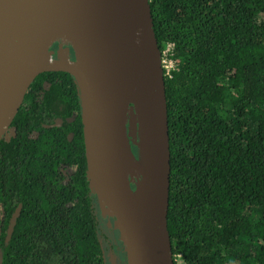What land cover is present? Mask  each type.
Listing matches in <instances>:
<instances>
[{
  "label": "trees",
  "instance_id": "trees-1",
  "mask_svg": "<svg viewBox=\"0 0 264 264\" xmlns=\"http://www.w3.org/2000/svg\"><path fill=\"white\" fill-rule=\"evenodd\" d=\"M148 4L173 63L162 71L174 264H264V0ZM83 128L73 77L39 75L0 143V264H111L101 233L115 222L92 192Z\"/></svg>",
  "mask_w": 264,
  "mask_h": 264
},
{
  "label": "water",
  "instance_id": "water-1",
  "mask_svg": "<svg viewBox=\"0 0 264 264\" xmlns=\"http://www.w3.org/2000/svg\"><path fill=\"white\" fill-rule=\"evenodd\" d=\"M76 0H42L31 9L0 26V143L6 137L11 124L20 110L25 95L35 79L43 73H66L75 80L81 99L88 102V115L96 126L94 137L83 119V140L87 173L93 194L100 205L114 218L124 245L127 264H174L169 234L167 213L170 187V150L167 105L161 55L154 36L148 0H138L142 21L139 29V46L146 60L157 65L161 93L152 95L143 84L146 67L133 76L129 86L134 92L123 96L113 88L105 87L95 78L89 65V50L66 37H55L44 42L37 51V60L29 58L15 46L10 31L23 28L27 22L51 9L74 6ZM65 7V8H66ZM63 40L72 47L75 60L68 50L53 59L50 45ZM131 112L133 131L132 145L137 150V118L141 116L153 129L149 164L144 168L145 195L140 206V187L132 188L135 206L126 203V193L119 181V154L123 139H127L126 117ZM83 118V107H82ZM136 124V125H134ZM128 141V139H127ZM129 143V141H128ZM162 240L167 241V254H162Z\"/></svg>",
  "mask_w": 264,
  "mask_h": 264
},
{
  "label": "bare ground",
  "instance_id": "bare-ground-1",
  "mask_svg": "<svg viewBox=\"0 0 264 264\" xmlns=\"http://www.w3.org/2000/svg\"><path fill=\"white\" fill-rule=\"evenodd\" d=\"M42 0H0V26L31 9ZM51 9L31 18L18 30L10 31L15 46L29 58L37 60L40 46L55 37H66L86 47L90 53L89 65L95 78L103 86L113 88L123 96L134 92L129 82L146 67L143 84L152 95L161 93L159 71L156 64L146 60L139 46V29L142 21L138 0H76L74 6ZM82 99L83 119L93 136L96 126L88 115V102ZM129 117V116H128ZM152 126L141 116L137 118V147L123 139L119 154V181L126 193V203L134 208L130 182L139 183L140 206L145 208L144 168L149 164ZM133 165V166H132ZM132 176V177H131ZM135 186V185H134ZM162 254L168 245L162 240Z\"/></svg>",
  "mask_w": 264,
  "mask_h": 264
},
{
  "label": "rangeland",
  "instance_id": "rangeland-1",
  "mask_svg": "<svg viewBox=\"0 0 264 264\" xmlns=\"http://www.w3.org/2000/svg\"><path fill=\"white\" fill-rule=\"evenodd\" d=\"M165 52H167V51H165ZM164 57H166L165 54H164ZM167 62H168V60L166 58L164 60H161L162 70H167L166 69V67L168 66ZM131 112L135 116V112L132 111L131 108H128L126 123H127V139L129 141V143H131V145H132L131 140L132 141L135 140L136 137L134 139V138H131L130 135L133 131L136 132V130L132 129L131 119L128 117L131 114ZM134 125H136V124H134ZM135 152H136V148H135ZM102 212L105 213L101 209V213H100L101 219L104 217V216H102L103 215ZM106 213H108V212H106ZM0 216H1V210H0ZM109 220H110V218H109ZM109 220L105 221V223H104L105 227L102 228V233H101L102 234V238H101L102 246H103L105 252L108 253L111 264H127L126 258H125L124 245L120 240V234H118V235L116 234L117 229L115 227V224H113V222L109 221ZM0 257H1V255H0Z\"/></svg>",
  "mask_w": 264,
  "mask_h": 264
},
{
  "label": "flooded vegetation",
  "instance_id": "flooded-vegetation-1",
  "mask_svg": "<svg viewBox=\"0 0 264 264\" xmlns=\"http://www.w3.org/2000/svg\"><path fill=\"white\" fill-rule=\"evenodd\" d=\"M62 46H63L64 48H62ZM62 46L59 45V44H56V46L54 47V49H52V54H53L52 57H53V59H57V58H58L59 54L61 53V51H59V50H68L69 53H70V59L73 60V59L75 58V55H74V53L71 51L70 46L68 47L66 44H65V45L62 44ZM66 46H67V47H66Z\"/></svg>",
  "mask_w": 264,
  "mask_h": 264
},
{
  "label": "built area",
  "instance_id": "built-area-1",
  "mask_svg": "<svg viewBox=\"0 0 264 264\" xmlns=\"http://www.w3.org/2000/svg\"><path fill=\"white\" fill-rule=\"evenodd\" d=\"M170 49H171V46H168V48H167V52H164V54H165V56H166V59H167V55H168V53H169V51H170ZM167 53V54H166ZM168 60V66L166 67V69L167 70H165L166 71V73L167 74H169V72L173 69V63H172V61L171 60H169V59H167ZM164 69V68H163Z\"/></svg>",
  "mask_w": 264,
  "mask_h": 264
}]
</instances>
